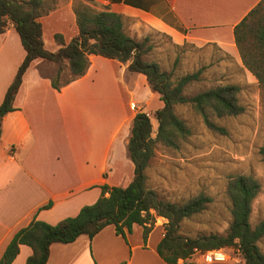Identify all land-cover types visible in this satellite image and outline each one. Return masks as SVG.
Masks as SVG:
<instances>
[{
    "label": "crops",
    "instance_id": "1",
    "mask_svg": "<svg viewBox=\"0 0 264 264\" xmlns=\"http://www.w3.org/2000/svg\"><path fill=\"white\" fill-rule=\"evenodd\" d=\"M52 1L55 7L40 21L46 47L56 51L55 34L69 42L78 26L75 0ZM95 1L99 9L123 14L132 37L142 39L156 30L176 45L215 43L241 61L234 27L261 0ZM25 54L14 26L0 33V103ZM42 62H32L15 109L0 117V258L15 233L34 218L56 224L95 202L103 184L127 185L135 170L127 147L133 118L147 111L142 105L151 110L164 105L160 94L150 91L146 75L130 72L128 63L91 54L87 72L58 90L41 73ZM166 222L157 217L147 242L137 223L125 235L109 224L93 238L82 234L70 243L54 242L47 264H169L157 251ZM32 253L21 244L10 264H27ZM179 264L246 262L238 252L228 261L212 262L197 252Z\"/></svg>",
    "mask_w": 264,
    "mask_h": 264
},
{
    "label": "trees",
    "instance_id": "2",
    "mask_svg": "<svg viewBox=\"0 0 264 264\" xmlns=\"http://www.w3.org/2000/svg\"><path fill=\"white\" fill-rule=\"evenodd\" d=\"M73 7L78 33L69 42L65 41L63 34L56 33L59 48L51 51L45 45L40 18L50 13L54 6L48 0H0V33L14 26L26 51L0 103V117L15 109L14 100L23 76L35 59L57 65L53 74L45 73L41 67L40 71L51 79L54 88L60 90L82 77L90 66V55L96 54L128 63L130 72L146 75L148 86L159 93L164 102L153 115L158 123L157 134L153 136L152 117L145 111H138L132 121L127 146L135 166L133 179L125 186L103 184L102 193L95 202L84 205L76 215L67 216L56 224L34 218L15 233L0 258V264H10L20 252L21 244H27L33 250L27 264H47L52 243H70L82 234L93 238L109 224L115 225L117 233L122 235L131 231L135 223L140 224L144 227L147 242L158 216L165 217L167 222L157 251L169 264H179L180 259L186 260L197 252L224 247H234L246 264H264V252L259 245L264 237V218L255 226L250 222L253 201L262 190L258 178L251 174L231 177L227 189L232 215L229 227L224 233L195 236L182 233L181 224L186 218L205 210L211 197L201 193L187 201L174 202L161 197L148 185L147 169L158 144L178 148L180 141L191 133L186 122L176 113L175 105H190L208 127L224 132L225 129L215 123L211 115L220 118L243 113L245 107L238 97L240 86L220 84L187 95V86L201 79L203 69L173 80L171 72L162 70L158 62L146 58L152 48L150 36L142 39L130 36L125 29L123 14L108 7L97 8L95 0H76ZM234 37L244 65L264 85V0L235 25ZM64 64L70 77L63 80ZM1 133L0 121V137ZM259 152L264 161V142ZM50 206L48 203L43 207Z\"/></svg>",
    "mask_w": 264,
    "mask_h": 264
},
{
    "label": "rangeland",
    "instance_id": "3",
    "mask_svg": "<svg viewBox=\"0 0 264 264\" xmlns=\"http://www.w3.org/2000/svg\"><path fill=\"white\" fill-rule=\"evenodd\" d=\"M48 2L55 7L54 1ZM147 36H150L152 48L146 58L158 62L162 70L171 72L173 80L203 69L201 79L187 86V95L233 83L240 86L238 97L245 107L238 115L220 118L211 115L212 120L225 129L222 132L208 127L190 105H175L176 113L186 122L191 133L180 141L178 148L158 144L147 169L148 185L161 197L174 202L181 203L201 193L210 196L212 200L206 209L186 218L181 231L189 236L224 233L232 220L231 199L227 191L229 180L237 174H251L262 184L261 192L253 201L250 218L255 226L264 218V161L259 152L264 142V85L243 60H238L215 43L176 45L156 30H151ZM40 67L45 73H55L57 69L56 64L45 61ZM61 77L63 80L70 77L65 64ZM141 109H147L152 117L153 136H156L155 110L147 105H142ZM259 245L264 252V237ZM224 248L236 256L234 247Z\"/></svg>",
    "mask_w": 264,
    "mask_h": 264
},
{
    "label": "built area",
    "instance_id": "4",
    "mask_svg": "<svg viewBox=\"0 0 264 264\" xmlns=\"http://www.w3.org/2000/svg\"><path fill=\"white\" fill-rule=\"evenodd\" d=\"M199 254L202 257V260L205 261V262L228 261V260L232 259L233 257H235V256L230 255L225 250V248L210 249V250H206V251H203V252H199Z\"/></svg>",
    "mask_w": 264,
    "mask_h": 264
}]
</instances>
